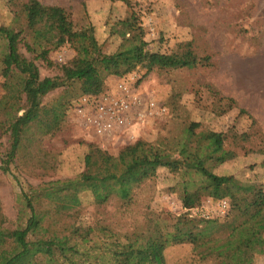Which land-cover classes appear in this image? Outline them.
Instances as JSON below:
<instances>
[{
    "label": "trees",
    "instance_id": "trees-1",
    "mask_svg": "<svg viewBox=\"0 0 264 264\" xmlns=\"http://www.w3.org/2000/svg\"><path fill=\"white\" fill-rule=\"evenodd\" d=\"M110 1L105 26L117 41L113 53L102 51L84 4L0 0V139L7 138L0 187L4 181L12 186L11 238L18 248L4 264H167V249L181 245L190 250L174 264H193L192 206L185 198L192 191L191 119L168 137L137 139L116 154L82 137L72 140L73 147L44 145L45 138L71 132L73 101L103 93L108 77L191 73L190 40L173 47L163 36L148 42L143 19L150 11L130 0ZM60 48L72 57L58 74L40 78L27 67L35 61L56 67L50 55ZM158 178L173 182L167 190L179 194L185 210L175 214L149 204L143 214H131L137 190ZM83 193L95 206L119 205L117 220L128 223L125 230L86 223Z\"/></svg>",
    "mask_w": 264,
    "mask_h": 264
},
{
    "label": "rangeland",
    "instance_id": "rangeland-1",
    "mask_svg": "<svg viewBox=\"0 0 264 264\" xmlns=\"http://www.w3.org/2000/svg\"><path fill=\"white\" fill-rule=\"evenodd\" d=\"M43 4L80 6L87 8L91 21L96 28V37L104 53H113L117 48V41L109 35V30L105 26V20L111 7L110 0H39ZM138 9L150 11L143 19L146 40L152 42L160 36L168 41V45L175 46L176 43L190 40V0H130ZM3 11H1L2 14ZM46 37H50L43 25L36 26ZM27 57L29 55L27 54ZM72 57V52L66 48L51 53L50 58L57 64L56 67L48 69L40 61H35L27 67L33 72L38 73L40 78L52 76L59 73V68ZM143 72H135L122 78L108 77L104 84L103 93H109L112 97H121L118 85L121 81L127 80L130 87V95L137 97L139 109L129 110L124 119L125 126L116 127L113 133L98 134L93 124L78 121L77 110L80 107L85 109L83 112L86 117L94 119L96 113L92 107L81 105L80 98L73 101V107L68 111V124L71 123L72 130L64 135L59 134L53 138H45L46 148H60L64 144L69 147L76 146L72 140L79 137L87 141H93L101 149L107 150L111 154H116L118 149L125 144L134 143L137 139L155 141L161 137H168L176 132L181 122L186 118L191 119V73L184 71H172L167 73L151 72L145 75ZM112 80V83H108ZM85 89H89L83 86ZM91 91L96 89L91 86ZM97 90V89H96ZM55 91L46 97L50 100L57 94ZM0 87V97L2 96ZM94 96L93 94H91ZM90 96V95H89ZM151 102L154 104L152 108ZM67 137V139L64 138ZM66 142V143H65ZM66 144V145H67ZM7 138L0 139V167L5 159V149ZM162 177V176H159ZM36 184L37 181L29 179ZM172 181L158 178L156 185L153 183L143 184L136 192L137 203L133 207L131 214L141 215L149 204H159L166 210L175 214L183 212L185 209L182 200L176 192L167 190ZM159 195V196H158ZM82 218L88 224L102 222L103 224L114 226L118 230H125L128 223L122 218L117 220V213L120 211L119 205L110 202L109 204L98 207L93 205L89 194L83 193ZM192 206V191L186 197ZM192 211V207L190 208ZM16 217L14 195L12 186L4 181L0 187V264H4L13 256L18 248L13 243L11 231ZM190 250L189 245L172 247L166 251L167 264H174L185 257Z\"/></svg>",
    "mask_w": 264,
    "mask_h": 264
},
{
    "label": "built area",
    "instance_id": "built-area-1",
    "mask_svg": "<svg viewBox=\"0 0 264 264\" xmlns=\"http://www.w3.org/2000/svg\"><path fill=\"white\" fill-rule=\"evenodd\" d=\"M118 91L121 97H112L109 93L84 96L80 99L81 105L84 107H92L96 113V118L91 119L83 113L85 109L80 107L77 110L78 121L93 124L98 134L113 133L116 127H123L126 124L124 116L129 110L137 111L139 109V101L137 97L130 95V87L127 80H123L118 85ZM153 108L154 104L151 102Z\"/></svg>",
    "mask_w": 264,
    "mask_h": 264
},
{
    "label": "crops",
    "instance_id": "crops-1",
    "mask_svg": "<svg viewBox=\"0 0 264 264\" xmlns=\"http://www.w3.org/2000/svg\"><path fill=\"white\" fill-rule=\"evenodd\" d=\"M106 82H107V81H105V83H106ZM112 82H113L112 80H109V81H108V83H112ZM105 83H104V84H105ZM88 86H89V85H88Z\"/></svg>",
    "mask_w": 264,
    "mask_h": 264
}]
</instances>
